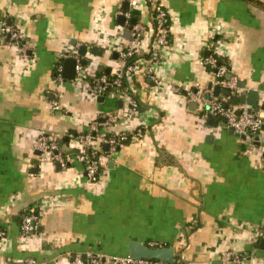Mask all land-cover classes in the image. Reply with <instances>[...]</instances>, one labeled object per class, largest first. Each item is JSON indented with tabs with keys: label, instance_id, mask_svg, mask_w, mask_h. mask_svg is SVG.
Masks as SVG:
<instances>
[{
	"label": "crops",
	"instance_id": "0c3cea01",
	"mask_svg": "<svg viewBox=\"0 0 264 264\" xmlns=\"http://www.w3.org/2000/svg\"><path fill=\"white\" fill-rule=\"evenodd\" d=\"M130 1L0 0V25L6 18L28 45L25 57L0 34V227L6 230L0 264H70L89 250L124 255L131 239L168 243L180 264H221L229 250L243 255L232 264H264L260 140L205 118L201 102L190 109L183 92L212 85L215 76L202 59L218 44L245 83L235 93L258 90L264 102V9L250 0H159L170 14L169 43L155 68L161 83L143 69L134 75L140 111L131 118L120 94L100 102L78 81L55 79L59 54L83 44L103 51L88 50V75L114 69L117 49L131 40L120 11L132 10L146 25L140 52L155 45L151 0L135 7ZM52 99L61 110L51 109ZM109 113L116 119L105 124ZM93 118L101 132L145 131L101 157L98 185L88 183L70 136L87 131ZM41 134L59 145L63 140L62 169L41 161ZM29 210L39 220L25 235Z\"/></svg>",
	"mask_w": 264,
	"mask_h": 264
},
{
	"label": "built area",
	"instance_id": "2783aa9c",
	"mask_svg": "<svg viewBox=\"0 0 264 264\" xmlns=\"http://www.w3.org/2000/svg\"><path fill=\"white\" fill-rule=\"evenodd\" d=\"M138 0H131V7H135ZM150 12L152 19L151 30L155 36V45L147 52H140L139 44L146 32V25L137 20L135 24L131 22L133 11H120L119 14L125 16L124 25L130 28L131 40L127 44L117 49L118 60L110 73H92L86 72L81 61L82 56L79 49H69L59 54L55 65V79L64 82L63 61L67 58H75L76 78L74 80L81 83L85 90L92 95L93 99H98L100 95L105 97L118 93L124 99L127 105V116L135 117L139 115L140 104L134 94V75L141 69L157 85L160 80L156 75V65L161 63V50L169 43L170 36V14L165 5L159 0L150 1ZM0 34L2 38L10 43L19 46L24 56H27L28 45L25 41L26 35L6 18L2 19L0 25ZM224 59V62H219ZM203 63L209 67L215 76L214 82L206 90L189 89L184 93L188 101L201 102L203 104V114L205 118H218L227 129H233L237 134H247L260 140V147L264 152V112L256 111L250 106L244 105L238 107L231 104L224 97L214 94V86L230 88L233 91L238 89V77L233 73V67L227 58V52L218 44H213L211 53L202 59ZM215 68V70H214ZM127 80V86L123 87V82ZM173 89L182 91L180 85H173ZM52 110H61L58 99H52L50 102ZM116 114H108L105 124L115 121ZM100 122L97 118L91 119L87 131H79L71 134L74 138L72 146L77 149L79 161L83 164L86 179L90 185H98L101 180L103 155H112L133 138L144 137L143 127H137L132 131L122 132H101ZM104 145L108 146L104 150ZM36 147L40 151L41 161H51L59 163L62 167L67 163V155L61 151V146L57 141L51 140L44 134L36 139ZM39 215L30 210L25 212L22 217V231L25 235L34 232L37 228ZM35 223V224H34ZM6 230L0 227V241L5 237ZM151 246H161L158 243H151ZM243 258L241 253H235L231 250L223 253L221 264H232L240 262ZM70 264H167L158 259L140 258L136 259L129 254H108L103 251L89 250L83 255L72 256Z\"/></svg>",
	"mask_w": 264,
	"mask_h": 264
},
{
	"label": "water",
	"instance_id": "95a60500",
	"mask_svg": "<svg viewBox=\"0 0 264 264\" xmlns=\"http://www.w3.org/2000/svg\"><path fill=\"white\" fill-rule=\"evenodd\" d=\"M129 7V6H128ZM118 22L120 24L125 23V16L119 15L118 17ZM131 22L135 24L137 22V18H132ZM127 36L129 37L131 32L128 30ZM88 50H90L92 53L101 56L103 51L100 47H91L88 48L87 45L83 44L79 47V54L82 56V61L81 63L86 66L88 64V58H87V53ZM207 56L210 54V51L206 52ZM117 57V55H115ZM76 65H77V60L75 58H67L63 61V76L66 79H75L76 78ZM104 67L100 68V71H103ZM107 73L111 72V67H108L106 69ZM211 86V85H210ZM238 87L244 88L245 83L239 84ZM214 94L216 96H222V97H228V101L233 104V105H238L243 104V105H248L251 108H253L256 111H259L260 109H264V102L260 103V93L258 90H250L248 93H235L230 88H225L221 87L219 85L214 86ZM105 96L100 95L98 97V101L102 102L104 101ZM190 109H196L197 102L193 101L190 104ZM235 131L233 129H230V133H234ZM241 137L245 139L247 137V134H241ZM66 141L68 138L65 139ZM63 144V140L60 141V146ZM108 146L104 145V150H107ZM37 153H40L37 151ZM264 157V153H263ZM57 167L59 169H62V166L58 163ZM35 224V223H34ZM261 244L264 245V239H262ZM128 254L132 256L133 258L140 259V258H148V259H158L166 262L167 264H174L176 260V255H175V248L173 246H151L150 244H146L142 241H139L137 239H131L128 244ZM83 257H85V254H83Z\"/></svg>",
	"mask_w": 264,
	"mask_h": 264
},
{
	"label": "trees",
	"instance_id": "16d2710c",
	"mask_svg": "<svg viewBox=\"0 0 264 264\" xmlns=\"http://www.w3.org/2000/svg\"><path fill=\"white\" fill-rule=\"evenodd\" d=\"M250 1H252L253 3H255L257 6H260V7H262L263 9H264V2L263 1H261V0H250ZM169 39H170V36H169ZM219 62H221V63H223L224 62V59H220L219 60ZM209 68V67H208ZM214 70H215V68H214ZM99 74H101V73H103V72H98ZM127 80H125L124 82H123V87H126L127 86ZM218 119V118H217ZM30 211V210H29ZM29 211H26V212H29ZM37 213V212H36ZM147 244V243H146ZM164 246H169V244L168 243H166V244H164ZM126 254H128V252L126 253ZM174 264H180V262H179V260H178V257L176 256V260H175V263Z\"/></svg>",
	"mask_w": 264,
	"mask_h": 264
}]
</instances>
